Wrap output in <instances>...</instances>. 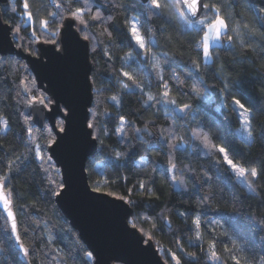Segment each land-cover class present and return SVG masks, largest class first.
Segmentation results:
<instances>
[{"label": "trees", "instance_id": "obj_1", "mask_svg": "<svg viewBox=\"0 0 264 264\" xmlns=\"http://www.w3.org/2000/svg\"><path fill=\"white\" fill-rule=\"evenodd\" d=\"M163 2L169 6L175 4V0ZM217 2L206 0V3ZM23 3L24 0H11L3 19L11 24L14 32L20 28L23 49L32 54H36L38 42L50 39L51 32H56L55 41L58 39L59 30L65 19L71 17V11L77 7L85 9L87 26L77 20L76 23L83 37H89L94 88L89 123L95 125L94 137H100L99 150L90 157L86 168L92 188L97 186L94 181L99 180L101 191L111 192L117 198L125 197L134 210L131 224L135 223L146 238L155 242L164 262L163 250H171L182 264H193L187 253L196 255V264H214L207 257L209 241H215L226 264L231 261L227 260L224 249L234 247L240 249L234 255L246 256L253 264H259L264 257V180L252 184L253 195L226 164L218 163L222 155L191 138L189 130L199 126L213 143L223 145L230 157L244 167H259L264 162V134L261 133L264 128V52H261L264 40L239 27V23H246L257 33L264 32V0H223L227 5L225 14L230 13L229 23L244 35L228 47L222 44L214 47L210 62L195 47L202 35V32L198 34L200 26L185 29L172 7L165 8L162 15L155 9L149 10L151 0L148 4L140 0H73L71 5L67 0H28L29 11L34 13L32 21L27 20ZM58 3L64 7L58 9ZM50 13H58L55 22L41 30L39 20L48 19ZM96 13H100L101 19L91 20L90 16ZM133 15L137 17L146 45L160 62V74L169 84L171 97L177 100L175 105L163 102L162 82L151 57L146 64L141 59L144 51L129 31V16ZM105 28L111 36L104 32ZM33 30L38 39L33 38ZM151 38L155 40L154 45L149 43ZM240 39L245 41L243 47ZM128 53L132 55L129 57ZM193 60L199 63V70L192 64ZM124 71L141 80L145 91L141 92L123 77ZM173 74L184 83L179 84ZM119 81L130 87L123 89ZM23 84L31 88L27 92L32 99L44 97L49 103L25 61L0 56V119L7 123L6 128L0 125V176L8 178L18 230L30 252L25 257L18 248L10 220L0 208V264H93V255L88 257L87 246L59 209L56 196L51 194L52 189L61 188L49 185L48 174L34 158L36 145L40 146L41 155L50 158L48 147L55 135L49 124L45 130L30 124L26 115L29 99L24 96ZM193 86L203 95L194 93ZM149 91L159 102L147 101ZM113 95L120 98L119 105L109 99ZM233 97L252 109L254 139L251 142L244 141L237 131L240 119ZM183 103L191 105L185 113L179 111ZM121 116L125 120L124 135L115 131L121 126ZM63 124L62 119L57 120L59 128ZM145 125H148L147 131H144ZM105 128L107 133L103 131ZM170 132L175 135L165 142L164 136ZM169 144L176 146L169 148ZM113 149L124 155L117 159ZM170 161L175 169L171 168ZM10 162H14L11 171ZM49 164L57 184L63 183L61 171L51 158ZM205 172L210 180L204 176ZM140 182L145 183L144 189L139 187ZM208 194L210 198L200 203ZM196 216L201 220L199 240L192 223ZM166 217L171 221V229L165 223ZM167 259L175 264L170 257Z\"/></svg>", "mask_w": 264, "mask_h": 264}, {"label": "water", "instance_id": "obj_2", "mask_svg": "<svg viewBox=\"0 0 264 264\" xmlns=\"http://www.w3.org/2000/svg\"><path fill=\"white\" fill-rule=\"evenodd\" d=\"M10 3L0 0V56L25 61L39 90L49 98L47 107L35 101L28 103L26 115L31 125L45 130L49 124L54 132L55 140L48 150L64 184L55 200L59 209L93 255V264H165L155 242L132 226L134 210L127 200L93 191L88 180L87 162L99 150L93 128L88 127L94 101L89 40L78 30L76 20L69 17L55 43L38 42L36 54L25 52L19 34L3 19ZM224 45L228 47V41ZM141 59L148 62L145 54ZM23 93L32 100L24 84ZM58 119L64 121L63 131L57 126ZM0 208L8 216L2 204ZM165 223L172 228L168 217Z\"/></svg>", "mask_w": 264, "mask_h": 264}, {"label": "snow or ice", "instance_id": "obj_3", "mask_svg": "<svg viewBox=\"0 0 264 264\" xmlns=\"http://www.w3.org/2000/svg\"><path fill=\"white\" fill-rule=\"evenodd\" d=\"M73 0H67V3L71 5ZM22 7L25 9V15L27 16L28 21H32L34 19V13L32 11H29L30 5L28 3V0H24V3ZM56 7L62 8L64 7V4H56ZM172 7L175 9V16L179 20H183L185 23L186 28L194 29L197 28V26H200L198 29V34L202 32V35H200V38L198 42L196 43L195 47L202 50V55L205 61H212L213 53H212V45H219L223 40H227L228 43L231 45L235 42L236 39L242 37L244 33L240 32L237 27H233L232 24L228 21V15L225 14V8L227 5L223 3V0H218L217 3H205L204 0H175V4L169 6L167 3L163 2V0H151V4L149 6V10L155 9L159 14L164 13V9ZM16 10V5L13 4V11ZM202 10H206L203 13V18H200V14ZM71 11V8H70ZM264 11V9H262ZM209 13H212L209 15ZM58 15V13H50L48 19H41L39 20V28L41 30H46L49 28L50 24L55 22V17ZM85 15V9L77 7L74 11H71V17L74 20L79 21L81 25L87 26V22L84 19ZM91 20H100L101 16L100 13H96L94 16H90ZM108 19H112L111 17H108ZM239 23V22H238ZM138 21L133 19L129 22V31L131 33L132 38L135 40L136 44L139 46L140 49L144 51L145 55H148L153 60V68L157 69V77L162 82V92H160V95L164 98L163 102L166 105H175L177 103L176 99H173L171 97V92L169 90V84L164 79L163 75H161V65L159 60L157 59L155 53L153 50L146 45L145 39L141 34L140 28L137 26ZM239 27L247 30V32L252 35L256 36L259 35L262 40H264V32L257 33V30L254 27H251L249 24L246 23H239ZM81 30L82 29H78ZM20 32V28H16V33ZM104 32H106L109 36H111V33L108 32V30L105 28ZM230 32H235L236 35H229ZM57 35L56 32H51L49 34L50 39L46 40V43H55V36ZM33 38L38 39L37 33L35 30L32 32ZM85 40H88V35L84 36ZM245 44V41L243 39H240V46L243 47ZM261 52H264V48H261ZM132 54L128 53V56L130 57ZM192 64L196 67L197 70H199L200 65L196 60L192 61ZM223 71V65H221V72ZM122 76L127 78V80L131 81L132 84L135 86V88L139 89L141 92L145 91L143 82L141 80H137L136 77H134L130 72L124 71L122 72ZM173 78L179 83L183 84L184 81L179 78V76H176L173 74ZM121 83V86L123 89H128L130 86L128 83H124L123 81H119ZM25 89L28 92H31V88L29 85H24ZM34 87V84H33ZM159 87V86H158ZM225 89H227V85H225ZM225 89H222L225 90ZM192 91L196 93L197 95H203L195 86L192 87ZM115 104H120V98L116 95H113L109 97ZM38 102L39 104L44 105L47 107L48 105L45 104V98L44 97H33L32 100H29L28 103L31 104L33 102ZM147 101H158L157 96L153 95L150 91L147 93ZM50 103V101H49ZM232 103L237 106V108L240 110L238 112V118L242 121L240 124L241 130L245 134V140L252 141L254 139V128H253V120L251 119L252 116V109L247 107L240 99H237L233 97ZM191 108V105L187 103H183L182 107L179 109L181 113H185L186 110H189ZM235 111V109H233ZM91 111V109L89 110ZM107 114V112L105 113ZM121 126L116 128V132L124 135L125 134V128L122 126L125 122L124 117L121 116L120 118ZM0 125H3L5 128L7 127V123L0 119ZM89 128H94L95 125L93 123L88 124ZM148 125L144 126V131H147ZM2 130V129H0ZM64 129L61 128V131ZM105 133H107V129L105 128L103 130ZM136 132H140L141 129H135ZM190 136L193 139L199 140L206 148L209 149V151L216 152L220 155H222V159L218 161V163L226 164L228 166V169L231 170L235 178L244 184L245 187L249 189L250 192L255 195V189L252 187V184L255 183L257 180H264V162L261 163L259 167H244L243 165L236 162L233 158L230 157L228 149H226L223 145H218L213 143L212 139L210 138V135L208 133H205L202 131V129L198 127L192 128L189 130ZM261 133L264 134V128H261ZM29 134L31 135V130H29ZM161 136H163V132L160 133ZM175 135L174 132H170L168 136H164L165 142L167 140L171 139ZM97 139H100V137H96ZM54 142V141H53ZM101 144H103V140L100 141ZM179 143V141H178ZM176 145L169 144V148H174ZM31 150V149H30ZM115 156L117 159H120L124 154L118 151H115L113 149ZM36 160L39 161L40 168L46 173L47 180L49 185H56L57 188H63L64 184L59 183L57 184V181L53 178V176L50 174L53 169L52 166L49 164L50 158H45L43 155H41L40 146L36 145L35 149V157ZM11 163L9 170L11 171ZM171 164V161L169 162ZM171 168L175 169V164H171ZM226 169V170H228ZM188 171L190 172L191 169L189 168ZM204 176L210 180L211 177L208 176V173L205 172ZM7 177L6 176H0V204H2L4 210L8 214V218L11 221V231L15 235L16 243L19 247V249L23 252L24 256L27 257L30 252L29 248L24 244L22 237L18 230V223L16 219V215L13 212V200L12 195L13 192L10 188L7 187ZM173 179H177L175 176ZM181 184L184 183V181H180ZM94 184L97 186L93 188V191H100L99 184L100 181H94ZM139 187L141 189L145 188V183L140 182ZM128 191H132V189H129ZM149 193H151L152 196H155V193L152 192L151 189L147 190ZM51 194L54 196H59L60 192L52 189ZM108 195H113V193L109 192ZM211 194L205 195L201 198L200 203L205 202L210 198ZM120 199H125V197L121 196ZM158 198V197H156ZM181 216L184 215V213H180ZM192 223L195 225L196 231V239L199 240L202 238L201 233L199 231L201 227V220L199 216H196ZM134 228L136 227L135 223L132 225ZM26 231V230H25ZM179 244V241H177ZM182 250V249H181ZM165 251V264H170V261L167 259V257H170L171 261H174L175 264H182L181 259L177 257V255L172 252L171 250H163ZM203 251V249H201ZM225 252L228 253L227 260L231 261V264H253V262L246 256H239L234 255L233 252H239L240 249L238 247L234 248H225ZM89 258H91L92 254H87ZM187 255L191 258L193 264H196V255L194 253H187ZM208 259H211L214 264H226V261L222 254L217 251L216 248V242L215 241H209V248H208ZM259 264H264V257L260 258Z\"/></svg>", "mask_w": 264, "mask_h": 264}, {"label": "rangeland", "instance_id": "obj_4", "mask_svg": "<svg viewBox=\"0 0 264 264\" xmlns=\"http://www.w3.org/2000/svg\"><path fill=\"white\" fill-rule=\"evenodd\" d=\"M129 17H130L129 22L132 21L133 19H135V20L137 21V17H135L134 15H133V16H129ZM180 23L184 26L185 29H187L183 20H180ZM137 26L139 27V24H137ZM139 28H140V27H139ZM232 34L235 35V32H232ZM149 43L152 44V45H154V44H155V40H154V38H151ZM220 44H221V43H220ZM220 44H219L218 46H220ZM216 46H217V45L213 44V45H212V49H213L214 47H216ZM143 54H144V53H143ZM147 59H148V62H149V61H150V56L147 55ZM233 105H234V107L237 109V112H239L240 110L237 108V106H236L235 104H233ZM241 123H242V121L240 120V124H241ZM237 131H238L239 135L243 138V140H244V141H247V140H245V138H244V137H245V134H244L243 131L241 130L240 125L237 127ZM248 142H251V141H248ZM242 184H243V183H242Z\"/></svg>", "mask_w": 264, "mask_h": 264}, {"label": "flooded vegetation", "instance_id": "obj_5", "mask_svg": "<svg viewBox=\"0 0 264 264\" xmlns=\"http://www.w3.org/2000/svg\"><path fill=\"white\" fill-rule=\"evenodd\" d=\"M226 41H227L226 39H225V40H223V41L221 42V44H222V45H224V42H226ZM141 55H142V54H141Z\"/></svg>", "mask_w": 264, "mask_h": 264}]
</instances>
